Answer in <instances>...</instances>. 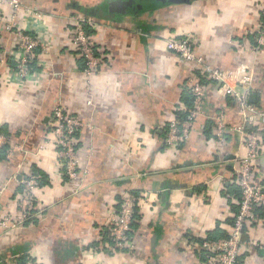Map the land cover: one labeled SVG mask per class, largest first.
<instances>
[{
  "label": "crops",
  "instance_id": "1",
  "mask_svg": "<svg viewBox=\"0 0 264 264\" xmlns=\"http://www.w3.org/2000/svg\"><path fill=\"white\" fill-rule=\"evenodd\" d=\"M16 1L40 13L38 23L21 13L17 20L44 47L38 69L20 83L7 64L13 36L0 30V127L10 146L0 162V262L23 250L37 264H202L199 245L208 235H230L240 200L233 172L234 158L245 154L242 117L223 86L247 90L264 111V51L252 50L261 0H194L124 14L118 0ZM77 7L98 24L91 41L101 65L89 77L71 44L68 18ZM3 12L7 17L11 6ZM172 36H190L195 55L226 76L224 83L204 80L203 116L178 147L166 144L165 129L198 70L168 49ZM58 104L87 125L77 136V180L62 178L55 149L45 143ZM219 114L226 128L220 143L213 127ZM255 128L256 176L264 181V125ZM33 166L47 183L35 194L36 222L12 226L21 176ZM130 193L140 217L130 229L133 249L116 253L105 230ZM244 237L242 264H264V213Z\"/></svg>",
  "mask_w": 264,
  "mask_h": 264
},
{
  "label": "built area",
  "instance_id": "2",
  "mask_svg": "<svg viewBox=\"0 0 264 264\" xmlns=\"http://www.w3.org/2000/svg\"><path fill=\"white\" fill-rule=\"evenodd\" d=\"M261 17L263 21L257 31L255 42L252 46L254 51H264V0H261ZM11 6V13L7 17L3 15V7ZM33 18L38 23L41 15L34 8L24 6L16 0H0V30L13 36L15 47L9 57L13 58L15 68H10L13 76L22 83L29 79V62L36 57V49L44 47L42 41L20 26L17 17L19 14ZM5 17V18H4ZM71 31V44L75 53L83 60L82 69L86 76H93L100 70V60L91 41L92 34L88 30H96V21L83 12L76 11L68 18ZM169 50L177 54L182 63L195 64L197 73L190 75L186 81L185 90L191 97V104L187 106L180 102L174 110V114L165 129V142L170 147H178L189 138L194 122L203 116L205 83L210 79L217 82H225V74L216 70H210L204 65L201 58L194 52L193 42L190 37H169L167 40ZM244 85L251 82L250 75L243 78ZM226 95L232 97L239 107L242 117V126L237 131L240 134V143L245 148L243 156L234 158V177L240 190L238 211L234 219L232 231L228 238L219 240H206L199 245V250L204 255L203 264H242L239 259L241 248L245 245L242 238L244 230L249 223L257 220L255 209L264 206V181H258L256 176L255 162L261 148V138L257 131L259 125H264V111L254 107L248 100L247 90L236 91L226 85L223 86ZM177 112L185 114L180 118ZM214 134L220 143L224 141L226 132L223 123V115L219 114L214 119ZM87 125L77 117L69 114L61 104L54 107L50 123L47 127V141L55 149L60 174L64 180H77L79 161L77 157V136L80 130ZM4 139L0 136V146ZM25 175V174H24ZM22 178V177H21ZM24 188L18 197V216L16 224L25 225V222L38 215L36 211L35 194L38 188L37 177L31 173L26 174L21 181ZM135 197L126 194L122 197L119 210L114 209L108 219V235L113 241L112 249H133L132 241L128 238ZM29 256V255H28ZM10 257L0 264H16L15 258ZM25 264H37L35 260L27 258Z\"/></svg>",
  "mask_w": 264,
  "mask_h": 264
},
{
  "label": "trees",
  "instance_id": "3",
  "mask_svg": "<svg viewBox=\"0 0 264 264\" xmlns=\"http://www.w3.org/2000/svg\"><path fill=\"white\" fill-rule=\"evenodd\" d=\"M162 7H165V6H160V5H155L153 8H150L148 10H144L142 12H145V11H153V10H156V9H159V8H162ZM80 12H83L85 13L86 15L89 16V10H85V9H82V8H79L77 7ZM262 21H263V18H262ZM89 34H93L94 32L92 30H88L87 31ZM257 36V32L255 33V37ZM251 37V36H250ZM39 49H36L35 53L38 54L39 53ZM79 61L81 62L82 64V69L84 67V63H83V60L81 58H79ZM7 64L10 68H15V62L13 61V58L12 57H9L8 60H7ZM37 60L36 58L32 59L29 64H28V68H29V72H33V71H36L38 69L37 67ZM185 93H186V98L184 99L185 100V104L187 106H190L191 104V97L190 95L188 94L187 90H185ZM178 116L180 118H183L185 117V114L184 113H181V112H177ZM0 136L4 139V142L2 143V145L0 146V162H3V161H6V158H7V155L10 151V146L9 144L7 143V139H9V136L6 135L3 131V127H0ZM30 173L32 175H35L37 177V182H38V188L40 187H43L45 185H47L46 183V178L44 176V174H42V172L35 166H33L30 170ZM26 175H22L21 177V181L25 178ZM20 181L19 183V186L17 188V191H18V194L20 195L23 191V184L22 182ZM132 194L134 197H135V201H134V206H133V213H132V221H131V224H130V229L134 228L137 224V221L139 220V213H138V207H137V201H136V193H130ZM240 196V195H239ZM120 203H121V199H119L118 201V204L116 205V210H119L120 208ZM264 213V206L262 207H258L255 209V214L260 218L261 217V214ZM36 222V218H31L30 220H28L27 222H25V225H28V224H31V223H35ZM234 223V221H233ZM106 234H107V237H108V240L109 242L111 243V245H113V241L112 239L109 237L108 235V227L106 228ZM246 229L244 230V233H245ZM127 235H128V238L130 239V241H132V233H131V230L129 232H127ZM225 236V235H224ZM228 238L227 236L226 237H222V239H226ZM207 239L208 240H218V238L212 236V235H208L207 236ZM202 242V241H201ZM113 252H126L128 250H118V249H112ZM111 251V252H112ZM110 253V252H109ZM202 253V252H201ZM111 254V253H110ZM14 255H16L17 257L15 258V261H16V264H25L27 258L31 260H34L32 257L28 256V254L23 250H13L9 256L10 257H13ZM202 264L204 262V255L202 253Z\"/></svg>",
  "mask_w": 264,
  "mask_h": 264
},
{
  "label": "water",
  "instance_id": "4",
  "mask_svg": "<svg viewBox=\"0 0 264 264\" xmlns=\"http://www.w3.org/2000/svg\"><path fill=\"white\" fill-rule=\"evenodd\" d=\"M194 0H118L114 3L118 13H127V12H142L153 8L155 5L168 6V5H180L187 4ZM245 237L242 238L244 240Z\"/></svg>",
  "mask_w": 264,
  "mask_h": 264
},
{
  "label": "rangeland",
  "instance_id": "5",
  "mask_svg": "<svg viewBox=\"0 0 264 264\" xmlns=\"http://www.w3.org/2000/svg\"><path fill=\"white\" fill-rule=\"evenodd\" d=\"M184 37H190V36H183V38H184ZM180 38H182V37H180ZM190 39L192 40V38H191V37H190ZM192 42H193V40H192Z\"/></svg>",
  "mask_w": 264,
  "mask_h": 264
}]
</instances>
